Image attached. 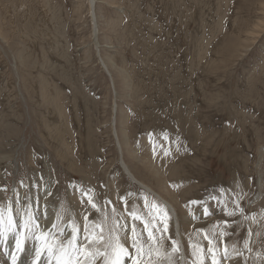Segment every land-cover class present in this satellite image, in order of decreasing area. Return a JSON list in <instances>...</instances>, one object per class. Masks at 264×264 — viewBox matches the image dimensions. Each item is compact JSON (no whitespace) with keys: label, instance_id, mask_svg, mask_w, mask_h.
Masks as SVG:
<instances>
[{"label":"rangeland","instance_id":"1","mask_svg":"<svg viewBox=\"0 0 264 264\" xmlns=\"http://www.w3.org/2000/svg\"><path fill=\"white\" fill-rule=\"evenodd\" d=\"M200 1L97 0V45L111 79L97 60L86 0H0V206L14 204L17 194L22 203L37 200L46 172L66 232L72 217L81 230L85 215L89 222L100 219L87 203L88 189L109 217L105 235L113 208L129 228L133 205L142 215L149 211L145 200L166 211L120 170L111 130L115 103L124 162L159 197L178 201L179 218L184 207L192 220L191 235L183 234L184 257L180 251L175 256L179 264L182 258L192 264L194 243L211 264L206 235L224 264L230 257L233 264H262L264 0ZM57 132L69 159L61 157ZM134 152L149 158L161 179L142 168ZM135 223L142 232L143 224ZM169 225L168 251L171 238L178 241ZM126 246L134 252L130 239Z\"/></svg>","mask_w":264,"mask_h":264},{"label":"snow or ice","instance_id":"2","mask_svg":"<svg viewBox=\"0 0 264 264\" xmlns=\"http://www.w3.org/2000/svg\"><path fill=\"white\" fill-rule=\"evenodd\" d=\"M164 138L167 139V134ZM91 191L87 190L84 195L87 196V203L91 208L100 214V219L89 222L85 215L82 231L74 217L70 218L66 225L70 231L66 232L58 223H52L51 228H46L32 210L31 197H26L22 203L17 194L14 203L21 206L15 211L13 202L0 206V256L6 258V264H126V259L130 264H162V261H167V264H179L175 259L180 251L179 242L171 238V250L164 248V234L169 232L170 217L158 204H149L145 200V206L149 208L146 215L138 213L133 205L129 211V217L133 221L130 228L127 223H119L115 218L116 209L113 208L112 223L105 235L109 217L96 203L94 195L89 194ZM203 212L205 215L209 214L207 206L203 207ZM226 215L232 216L234 212L226 211ZM42 219L44 222L50 221L46 209ZM60 219L57 215V220ZM137 221L143 224V231L140 233L137 232ZM144 232L147 233L146 240L143 239ZM157 233L160 235L157 236ZM220 235L224 233L221 232ZM10 237L14 239L11 247L8 244ZM129 239L134 252H130L126 246ZM205 239L208 240L207 253L211 255V264H220L212 246L213 240L207 235ZM29 242L33 245L31 249L26 248ZM191 247L194 257L192 264H205L204 249L198 243L192 244ZM227 255L225 249V258Z\"/></svg>","mask_w":264,"mask_h":264},{"label":"bare ground","instance_id":"3","mask_svg":"<svg viewBox=\"0 0 264 264\" xmlns=\"http://www.w3.org/2000/svg\"><path fill=\"white\" fill-rule=\"evenodd\" d=\"M200 1V0H199ZM86 2H87V4H88V10H89V13H90V19H91V27H92V31H91V35H92V44L94 45V47H95V51H96V56H97V60H98V63H99V65L101 66V68H102V70L112 79V75H111V73L109 72V70H108V67H107V65L105 64V62L103 61V59L101 58V56H100V51H99V48H98V45H97V36H98V33H99V31H98V26H97V22H96V13H95V9H96V4H97V0H86ZM200 2H202V1H200ZM259 3V2H258ZM262 5V8H263V13H264V3H262L261 4ZM259 25V24H258ZM257 25V26H258ZM260 26H262L263 27V25H261L260 24ZM255 27V29L254 30H257L258 31V29H261V27ZM262 30V29H261ZM252 33H250L249 34V37L250 38H253V28H251V30H250ZM195 35V34H194ZM200 35V34H199ZM201 36V35H200ZM204 36V35H203ZM194 37V36H193ZM196 37V36H195ZM199 37V36H198ZM197 37V38H198ZM204 38H205V36H204ZM198 39H201V38H198ZM193 40H195V39H193ZM234 40V39H233ZM204 42H205V39H204ZM233 42V41H232ZM235 42V41H234ZM194 44L196 45V47H200L201 45H202V42H200V40H195L194 41ZM192 45V44H191ZM204 45H206V44H204ZM234 45H236V44H234ZM190 46V45H189ZM225 46V45H224ZM193 47V46H192ZM226 47H228V46H226ZM234 47V46H233ZM229 48V47H228ZM195 49H197V48H195ZM204 49H205V46H204ZM203 49V50H204ZM225 50V49H224ZM201 51V50H200ZM193 52H195V51H193ZM203 52V51H202ZM206 52V51H205ZM204 52V53H205ZM197 53V52H196ZM199 54L200 53H198L197 55L199 56ZM196 55V54H195ZM196 55V57L198 58V56ZM119 70V69H118ZM123 79V78H122ZM113 81V80H112ZM113 84V83H112ZM124 84V83H123ZM72 90V89H71ZM202 95V94H201ZM53 101H55V99L53 100ZM189 104V103H188ZM55 105H56V103H55ZM188 106H191V105H188ZM60 107V106H59ZM116 105H115V103H114V109H113V111H115V116H113V113H112V126H111V130L113 131L112 133L114 134V139H115V141H116V143L118 144V146H119V154H120V157H119V160L120 161H118L119 162V164H120V167H121V169L120 170H122V173H123V175L129 180V181H132V183H134V184H136L138 187H140L141 188V190H143V191H145V192H148V193H150V194H152L154 197H156L159 201H160V203L164 206V208L166 209V211L168 212V214L170 215V222H171V228H172V231H173V233H174V235H176L177 237V239H178V242H179V249H180V252H181V254H182V256L184 257V254H183V248H182V246L184 247V245H183V237H185V236H183V234L185 235L186 234V236L188 237V235H191L189 232H188V230H189V227L191 228V226H192V220H191V218H189L188 217V215H186V213L184 212L185 211V208L183 207V209H184V211L182 212L181 211V213H182V216L179 218V216H178V214H177V210H176V207H173L176 203H178V201H174V205H171L169 202H167L165 199H163V197H159L153 190H152V188H150L149 186H147V185H145V183H142V182H140L139 180H137V178H135V175H133L132 174V172L130 171L131 169H129V167H128V165H127V163H125L124 162V159H123V153H122V146L120 145L121 143H119V138H118V135H117V130H116V113H117V111H116ZM189 108V107H188ZM191 108V107H190ZM181 110V109H180ZM183 110V109H182ZM189 110V109H188ZM57 111V110H56ZM112 111V112H113ZM182 113H183V111H181ZM198 116V115H197ZM176 117V116H175ZM178 117V116H177ZM59 118V117H58ZM58 121V120H57ZM65 121V120H64ZM237 121V120H236ZM62 123V122H61ZM65 123V122H64ZM186 123H188V121L186 122ZM183 123H181V125H182ZM180 125V126H181ZM207 126V125H206ZM205 127V126H204ZM203 127V128H204ZM182 128V127H181ZM206 129H208V128H206ZM184 130H186V131H188L189 133L188 134H190V137H196V134H195V132H193L192 130H190V128H186L185 127V125H184ZM58 131V130H57ZM90 131V130H89ZM203 131H204V129H203ZM59 132V131H58ZM57 132V133H58ZM48 133V132H47ZM122 133V132H121ZM185 133V132H184ZM187 133V132H186ZM199 133H202V132H199ZM203 133H205V132H203ZM214 133V132H213ZM1 134V133H0ZM59 134V135H58ZM57 135H56V137L57 138H59L58 139V143L60 144V146H61V148H58L59 149V152H60V149H62L64 152H65V155H63V154H61V157H62V159L63 160H66L67 158L69 159L70 158V155H71V152H70V148L65 144V142L64 141H62L64 138L61 136L62 134L61 133H58ZM187 134V135H188ZM206 134V133H205ZM216 134V133H215ZM210 135H212V134H210ZM61 137H62V140H61ZM188 137V136H187ZM213 137H215V136H212V138ZM199 138V137H198ZM207 138L209 139V137H208V135H207ZM190 139V138H189ZM204 139V138H203ZM191 140V139H190ZM189 140V141H190ZM61 142V143H60ZM209 142H211V140L209 141L208 140V144H209ZM88 143V142H87ZM202 143V142H201ZM117 144H116V146H117ZM89 145V144H88ZM55 146H57V145H55ZM59 146V147H60ZM117 146V147H118ZM214 146V145H213ZM124 147V146H123ZM126 147V146H125ZM142 147V146H141ZM217 147V146H216ZM128 148V147H127ZM131 148V147H130ZM55 149V148H54ZM124 149V148H123ZM146 149V148H145ZM62 150H61V153H62ZM137 151V150H136ZM146 151H147V149H146ZM67 152H68V155H67ZM132 152V151H131ZM140 152V151H139ZM57 153H58V151H57ZM127 153V152H126ZM59 155H60V153H58ZM134 155V157L137 159V160H139V163L140 162H143L144 164H143V167L142 168H144L145 166L144 165H146L147 166V168H150L151 169V172H153L154 174H152L151 175V173H150V175L152 176V177H154L153 175H155V177L158 175V171L159 170H157L156 169V167L153 165V163L150 161V159L149 158H144V161L143 160H141V156H139V155H137L138 153H136V152H134L133 153ZM262 154H264V146H262L261 147V149H260V155H262ZM122 155V156H121ZM132 155V154H131ZM144 155V154H143ZM127 156H130V155H127ZM66 157V158H65ZM140 157V158H139ZM151 158V157H150ZM143 159V158H142ZM68 161V163L70 162L69 160H67ZM155 161V160H154ZM157 161V160H156ZM161 161V160H160ZM135 162V161H134ZM168 162V161H167ZM92 164V163H91ZM155 164V163H154ZM94 165V164H93ZM92 165V166H93ZM170 165V164H169ZM73 166H75V164H73ZM178 166V165H177ZM71 167H72V165H71ZM73 168V167H72ZM172 168V167H171ZM175 168V167H174ZM174 168H172V169H174ZM150 169H149V171H150ZM139 170H140V167H139ZM171 170V169H170ZM169 170V171H170ZM145 171V170H144ZM148 171V172H149ZM161 171V170H160ZM147 172V173H148ZM172 172V171H171ZM175 172V171H174ZM159 173H161V172H159ZM43 174V173H42ZM171 174V173H170ZM172 174H174L173 172H172ZM177 174V173H176ZM159 176V175H158ZM157 176V179H161L160 177H158ZM161 176H162V174H161ZM173 176V175H172ZM41 177V176H40ZM41 178H43V182H44V185L43 186H41V189H40V191H39V193L37 192V195H38V197H40V198H38L37 197V200H38V204H37V200H35L34 199V201H32V204H33V208H32V210L34 211V212H36V215H37V218L39 219V220H41V222L44 224V226L46 227V228H51V224L52 223H59V221H61L62 220V218H63V216H62V214L64 213H59L58 214V212H56L55 211V207H53V203H52V201H51V199L53 198V197H51L50 198V196H52V189H51V187H50V181H48L47 180V173L45 172V174H43V177H41ZM150 178V177H149ZM173 178V177H172ZM152 180V179H151ZM162 180H163V178H162ZM162 180H160V181H162ZM188 181V180H187ZM43 182H42V184H43ZM156 182H157V180H156ZM190 182V181H189ZM188 182V183H189ZM261 183V182H260ZM140 184L144 187V188H142L141 186H140ZM160 184H161V182H160ZM168 185H170L169 187H171L172 186V184H169V183H167ZM167 185V186H168ZM258 186H259V184H258ZM157 187H158V183H157ZM161 187H162V185H161ZM168 187V188H169ZM179 187V186H178ZM85 188V187H84ZM163 188V187H162ZM160 189V188H159ZM171 189H172V187H171ZM89 190V189H88ZM162 190V189H161ZM259 195H261V185H260V187H259ZM14 191V190H13ZM163 192V191H162ZM168 191L165 189V191H164V193L163 194H165V193H167ZM22 193V192H21ZM174 193H175V191H174ZM34 195V194H33ZM37 195H35V196H37ZM34 196V197H35ZM166 196H167V194L165 195V198H166ZM169 197V196H168ZM177 197V196H176ZM22 198V197H21ZM174 198H175V196H174ZM74 199V198H73ZM231 199V198H230ZM16 200V199H15ZM174 200V199H173ZM256 198L254 199V202H256ZM56 203V202H55ZM79 203H81L80 202V200H79ZM57 204V203H56ZM19 206H21V205H19V204H13V207H17V208H19ZM176 206V205H175ZM213 208V207H212ZM16 209V208H15ZM45 209H46V214L50 217V221L49 222H44L43 221V219H42V217H43V214H44V212H45ZM80 210V209H79ZM182 210V209H181ZM217 210V209H216ZM15 211V210H14ZM82 211V210H81ZM61 212V211H60ZM179 212V211H178ZM77 213V212H76ZM80 213V212H79ZM57 215H59L60 216V220L58 221L57 220ZM77 215V218L78 219H80V217L82 218V214L79 216L78 214H76ZM181 215V214H180ZM259 215V214H258ZM69 216V215H68ZM261 219L263 218L264 219V211L262 212H260V216H259ZM54 218H56L55 219V221L53 220ZM250 218V217H249ZM180 219H182V225H181V222H180ZM260 219V220H261ZM83 220V219H82ZM194 221V220H193ZM83 222V221H82ZM80 223V222H79ZM123 225V224H122ZM194 225H195V222H194ZM137 226V225H136ZM183 227V230H184V233H182V231H181V228ZM139 228V227H138ZM264 228V227H263ZM260 229V228H259ZM264 230V229H263ZM262 230V231H263ZM82 231V230H81ZM139 233V232H138ZM264 235V234H263ZM179 237V238H178ZM186 238V237H185ZM195 240V239H194ZM180 243H182V245H180ZM8 244H9V247H11L13 244H14V239L12 238V237H10L9 238V241H8ZM32 242H29L27 245H26V248H28V249H31L32 248ZM235 250V249H234ZM237 251V250H236ZM237 254H239L238 252H237ZM237 256V255H236ZM239 256V255H238ZM234 259L235 258H233L232 259V257H230L229 258V264H233L234 263ZM258 260V259H257ZM256 260V261H257ZM261 260H262V264H264V256L261 258ZM237 261H240V260H237ZM190 262V261H189ZM237 263V262H236ZM0 264H6V258L4 257V256H0ZM180 264H185V262H184V260H183V258L181 259V261H180ZM220 264H224V261H220ZM240 264H242V263H240Z\"/></svg>","mask_w":264,"mask_h":264}]
</instances>
